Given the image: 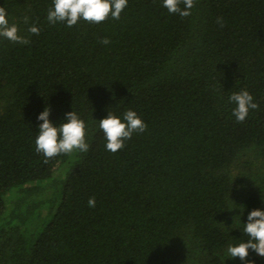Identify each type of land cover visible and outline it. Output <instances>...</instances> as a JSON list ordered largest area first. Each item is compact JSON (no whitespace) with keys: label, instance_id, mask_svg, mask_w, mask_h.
<instances>
[{"label":"trees","instance_id":"1","mask_svg":"<svg viewBox=\"0 0 264 264\" xmlns=\"http://www.w3.org/2000/svg\"><path fill=\"white\" fill-rule=\"evenodd\" d=\"M52 6L0 0L30 41L0 37V264H245L227 247L264 210V0H195L188 17L128 0L72 27L48 22ZM241 90L259 105L242 123ZM45 107L57 126L77 113L86 153L35 151ZM129 109L146 131L107 151L99 119ZM242 156L263 169L252 186L231 173Z\"/></svg>","mask_w":264,"mask_h":264},{"label":"clouds","instance_id":"2","mask_svg":"<svg viewBox=\"0 0 264 264\" xmlns=\"http://www.w3.org/2000/svg\"><path fill=\"white\" fill-rule=\"evenodd\" d=\"M127 3L128 0H52L53 6L47 11V20L50 24L63 22L68 27L76 25L81 19L93 24L101 23L109 16L118 20ZM181 3L184 5L183 9L180 7ZM163 6L169 13L188 17L191 15L190 10L195 6V0H163ZM28 20L27 16L24 17L26 24ZM216 23L221 28L224 27L222 18L218 17ZM28 31L39 35L40 29L33 24L28 28ZM18 32V27L15 24H9L5 8L0 7V37L13 43H30ZM100 42L105 45L110 43L107 37L101 38ZM228 100L235 104L232 114L240 123L247 118L250 109L257 110L259 108L247 90L232 92ZM49 111L50 109L45 107L37 116V119L42 123L38 125L35 151L45 157V162L62 153H86L89 150V144L85 139V122L79 118L76 112L69 111L65 113L63 122L57 126L49 120ZM99 128L106 139V150L115 153L124 147V142L131 139L133 133L139 134L146 131L147 125L135 111L129 109L123 113V120L109 111L108 115L99 119ZM87 204L89 207H95V197H90ZM243 209H240L241 213H243ZM243 231L248 240L235 245L229 244L227 257H238L241 261H245V264H253L252 261L246 259L249 249L264 257V210L259 208L251 210L247 215Z\"/></svg>","mask_w":264,"mask_h":264},{"label":"rangeland","instance_id":"3","mask_svg":"<svg viewBox=\"0 0 264 264\" xmlns=\"http://www.w3.org/2000/svg\"><path fill=\"white\" fill-rule=\"evenodd\" d=\"M263 169L259 167V163L256 164V161L250 159L247 156H242L238 159L237 163L232 167L231 173L234 177L236 175H242L247 181L248 186L255 184V180L259 176V173ZM35 218L32 220V223L35 224Z\"/></svg>","mask_w":264,"mask_h":264}]
</instances>
